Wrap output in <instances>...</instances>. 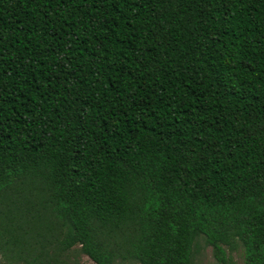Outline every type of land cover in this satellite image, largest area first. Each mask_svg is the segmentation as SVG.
Listing matches in <instances>:
<instances>
[{
  "label": "trees",
  "instance_id": "1",
  "mask_svg": "<svg viewBox=\"0 0 264 264\" xmlns=\"http://www.w3.org/2000/svg\"><path fill=\"white\" fill-rule=\"evenodd\" d=\"M264 264V0H0V264Z\"/></svg>",
  "mask_w": 264,
  "mask_h": 264
},
{
  "label": "rangeland",
  "instance_id": "2",
  "mask_svg": "<svg viewBox=\"0 0 264 264\" xmlns=\"http://www.w3.org/2000/svg\"><path fill=\"white\" fill-rule=\"evenodd\" d=\"M233 259L237 264L243 263L242 250L240 248L232 252ZM193 264H219L213 256L211 246L207 245L202 236L198 237L193 246ZM80 264H95L86 255L79 257ZM121 264H134L132 262H123Z\"/></svg>",
  "mask_w": 264,
  "mask_h": 264
}]
</instances>
